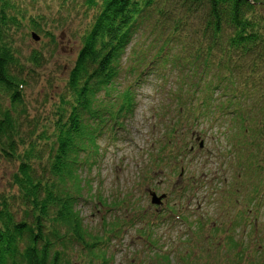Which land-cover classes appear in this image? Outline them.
I'll return each instance as SVG.
<instances>
[{"label":"trees","instance_id":"trees-1","mask_svg":"<svg viewBox=\"0 0 264 264\" xmlns=\"http://www.w3.org/2000/svg\"><path fill=\"white\" fill-rule=\"evenodd\" d=\"M83 2L95 9L93 20L80 38L64 90L43 117L29 110L24 91L35 69L9 42L25 14L15 1L0 0V157L16 164L11 182L17 189L0 193V264H80L74 249L84 264H111L106 238L88 229L75 208L86 184L92 190L81 169L100 156L101 134L115 136L113 129L125 125L137 103L136 86L156 71L167 98L155 112L160 121L166 117L167 129L155 165L185 161L188 140L195 142L189 134L204 118L211 125L225 122L223 149L246 171L245 181L222 192L219 214L205 235L204 223H197L192 243L208 249L183 255L184 264H212L214 257L222 264H264V227L256 224L262 204L253 203L264 195V0ZM154 9L149 36L159 40L160 52L148 61L132 49L124 68L131 29ZM42 19L31 15V29L46 32ZM41 57L34 52L29 61L37 67ZM194 177L188 175L185 191L196 190ZM115 230L113 225L108 231ZM247 240H256L255 247ZM155 253L159 264H173L161 248Z\"/></svg>","mask_w":264,"mask_h":264},{"label":"rangeland","instance_id":"rangeland-1","mask_svg":"<svg viewBox=\"0 0 264 264\" xmlns=\"http://www.w3.org/2000/svg\"><path fill=\"white\" fill-rule=\"evenodd\" d=\"M13 1L22 9L25 18L20 27L12 28L9 42L20 54L21 61L29 69H35L24 91L32 114L42 111L41 116L44 117L51 108L52 99L56 100V92L66 86L81 46L80 38L91 24L95 9L86 8L83 0ZM152 13L153 16L149 14L140 18L131 29L121 59L124 68L129 63L127 58L132 49L145 53L148 61L160 52L159 40L154 41L153 36H149L154 28L152 21L157 20L156 10ZM31 15H43L45 19L40 22L46 32L31 29ZM33 32L38 34V40L33 38ZM34 52L42 56L37 67L29 61ZM150 73L146 74V81L136 86L137 103L132 114L124 119L125 125L113 129L115 136L101 134L98 142L100 156L90 167L81 169V176L91 184L92 190L86 184L75 208L80 211L88 229L106 238L105 247L108 255L112 256L111 264H159L155 251L160 248L162 253L171 255L173 264H184L183 255H190V252L198 254L201 248L207 250L208 244L199 247V244L192 243L196 240L197 223H204L205 235L209 223L219 214L222 192L227 185H237L238 181L246 179L241 175L245 169L223 149L226 142L221 132L225 122L211 125L204 118L198 119L194 132L189 134V137L194 135L195 142L188 140L190 152L183 157L185 161L176 165L169 158L155 165V152L165 145L163 136L167 129L166 117L165 120L162 118L164 122L160 121L155 111L157 108L163 110L167 97L164 90L158 89L162 83L157 78L159 71ZM124 74L125 70L121 76ZM200 140L204 142L202 147ZM185 164L188 171L186 167L181 168ZM15 170L14 162L0 157V193H16L17 189L11 182ZM190 173L195 174L199 185L196 190L187 192L184 187ZM200 175H203L201 179ZM150 190L166 194L162 204L152 203ZM254 202L262 204L256 219L257 227L262 228L264 195L261 202L256 198ZM242 203L249 204V200ZM113 225L116 232L111 233L108 230ZM149 233L158 241L157 246L151 243ZM247 241L255 247L256 240ZM71 254L77 263H85L78 249L71 250ZM208 258L209 261L213 259ZM214 258L212 264H222V259Z\"/></svg>","mask_w":264,"mask_h":264},{"label":"water","instance_id":"water-1","mask_svg":"<svg viewBox=\"0 0 264 264\" xmlns=\"http://www.w3.org/2000/svg\"><path fill=\"white\" fill-rule=\"evenodd\" d=\"M33 38L35 40H38L39 39V36L36 32H33ZM203 145V142L201 143ZM151 197H152V203L154 204H161L162 203V200L164 198H166V194H161V195H158L156 192L154 191H151Z\"/></svg>","mask_w":264,"mask_h":264}]
</instances>
